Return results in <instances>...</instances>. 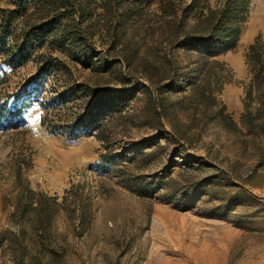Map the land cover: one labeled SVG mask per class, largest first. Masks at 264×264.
<instances>
[{
  "label": "trees",
  "instance_id": "16d2710c",
  "mask_svg": "<svg viewBox=\"0 0 264 264\" xmlns=\"http://www.w3.org/2000/svg\"><path fill=\"white\" fill-rule=\"evenodd\" d=\"M250 3L8 0L0 9L2 63L16 69L45 43L49 48L36 57L38 72L23 89L0 92V129L19 128L31 96L47 91L49 95L39 101L44 110L41 124L51 133L70 138L94 135L105 150L100 164L138 159L134 171L129 164L115 170L129 186L144 190V195L161 192L158 198L177 209L194 207L201 197L217 194L214 186L230 185L221 184L229 171L219 167L218 149L206 155L187 151L202 139L209 123L232 133L243 129V148L251 144L264 160V41L259 36L244 56L249 79L239 123L219 99L228 79L224 63L216 57L236 47ZM49 76L53 80H47ZM186 88L189 93L170 96ZM139 92L145 98L143 124L154 132L128 141L129 149L118 151L121 139L109 131L106 119L121 113ZM162 140L171 146L166 162L155 171L145 170L154 154L148 150L155 145L163 148ZM129 152L135 157L127 159ZM16 181L19 191L10 214L16 227L0 231V252L13 264H68L67 240L58 239L53 231L55 217L64 210L74 223L73 231L80 228L77 235L82 234L91 221L90 205L71 189L58 202L57 197L30 188L21 180L20 167ZM222 193L215 198L229 208L240 200L239 191Z\"/></svg>",
  "mask_w": 264,
  "mask_h": 264
},
{
  "label": "rangeland",
  "instance_id": "374dc122",
  "mask_svg": "<svg viewBox=\"0 0 264 264\" xmlns=\"http://www.w3.org/2000/svg\"><path fill=\"white\" fill-rule=\"evenodd\" d=\"M219 1L209 0L212 5ZM7 6L8 0H0V9ZM155 7V3L151 5L152 10ZM258 36L264 41V0H251L236 47L216 57L224 63L228 79L219 99L237 123L249 79L244 56ZM48 48L47 42L16 69L5 66L0 57V92L23 89L28 78L38 72L36 57ZM187 93L189 88L170 96ZM47 95V91H40L31 96L19 128L0 129V231L16 227L10 214L19 191L16 170L20 167L21 180L30 188L57 197L58 202L71 189L90 205L91 221L83 226L82 234L77 235L80 228L73 231L74 223L64 210L55 217L53 231L58 239L67 240L68 264H264V160L261 162L251 144L243 148V129L232 133L211 122L202 139L187 150L189 154L206 155L218 149L219 167L229 171L221 184L230 185L214 186L217 194L205 195L194 207L181 210L158 198L161 192L144 195V190L129 186L115 172L128 164L134 171L132 166L138 159L100 164L105 150L94 135L70 138L51 133L41 124L44 110L39 101ZM144 103L139 92L121 113L107 117L109 131L121 139L118 151L129 149L128 141L154 132L143 124ZM159 145L164 147L155 145L148 150L154 154L145 170L155 171L166 162L171 146L164 140ZM133 157L134 153H127V159ZM222 191H239L240 200L229 208L215 198L222 197ZM0 264L13 263L0 252Z\"/></svg>",
  "mask_w": 264,
  "mask_h": 264
}]
</instances>
